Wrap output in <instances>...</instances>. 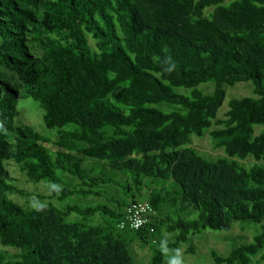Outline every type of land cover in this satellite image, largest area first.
<instances>
[{"label":"trees","instance_id":"obj_1","mask_svg":"<svg viewBox=\"0 0 264 264\" xmlns=\"http://www.w3.org/2000/svg\"><path fill=\"white\" fill-rule=\"evenodd\" d=\"M225 2L0 0V264H137L133 240L154 246L163 225L176 245L260 226L215 264H249L264 248V0ZM247 83L256 98L231 99L217 120L225 88ZM23 99L53 138L19 123ZM206 133L224 157L191 147ZM8 162L51 195L19 189ZM147 182L160 186L143 199ZM72 197L103 200L59 208ZM142 199L155 233L120 231Z\"/></svg>","mask_w":264,"mask_h":264},{"label":"rangeland","instance_id":"obj_2","mask_svg":"<svg viewBox=\"0 0 264 264\" xmlns=\"http://www.w3.org/2000/svg\"><path fill=\"white\" fill-rule=\"evenodd\" d=\"M234 0H226V3H230ZM204 94H211L213 92V85L207 84L200 87ZM181 93H187L180 90ZM226 99L220 108L217 120H225V113L228 111V102L231 99H241V98H256L254 94L253 86L249 83L247 84H237L233 87L225 88ZM160 108V107H159ZM18 110L20 112L19 123L27 126H31L38 133L53 138L54 132L47 131L43 126V111L39 105L30 99H23L18 103ZM166 111L165 109H161ZM18 122V121H17ZM219 127L213 126L211 130L218 129ZM260 128H256L255 135L259 134ZM191 147L194 148L201 156L208 160H216L217 158L224 157L223 149H216L210 139L208 133H206L202 138H197L192 136ZM245 167H250L256 162L248 157L243 161H238ZM96 165L97 168L108 169L106 162H101L100 165L96 164L91 160H85L84 166L88 168L89 166ZM7 169L9 175L15 180L14 185L19 189H22L32 196H42L47 197L51 195L53 187L51 185L40 184L34 186L25 181L24 176L19 172L18 168L12 162H8ZM67 181V180H66ZM160 184V183H159ZM158 183L151 184L146 183L144 189H142L140 197L146 199L149 196L152 189L158 190L160 186ZM109 191L114 189L113 186L107 187ZM139 197V198H140ZM142 199V200H143ZM103 199H81L77 197H72L67 200L64 205H58L59 208L65 206V204H77L79 206H89V204H96L102 202ZM18 203L23 201L16 199ZM45 202L50 201L44 199ZM54 201V200H53ZM100 215H97L95 220H99ZM73 217L69 218L68 221H72ZM261 233L259 225L250 224H234L229 232H212L210 230L203 231L200 235L189 236L188 242L175 244V238L178 236V232H170L163 225L159 228L158 242L156 245H144L139 241L133 240L130 250L134 256L137 264H149L155 251H161L165 257V264H215L213 260L212 253L217 254L219 257H227L232 249L239 246L240 244L254 243V238ZM194 250L193 253L189 252V249ZM12 252V251H10ZM249 264H264V248L255 256L250 257Z\"/></svg>","mask_w":264,"mask_h":264},{"label":"built area","instance_id":"obj_3","mask_svg":"<svg viewBox=\"0 0 264 264\" xmlns=\"http://www.w3.org/2000/svg\"><path fill=\"white\" fill-rule=\"evenodd\" d=\"M155 215L156 213L148 201L133 202L125 208L117 228L122 232L146 231L149 235H153L155 233L153 220Z\"/></svg>","mask_w":264,"mask_h":264}]
</instances>
